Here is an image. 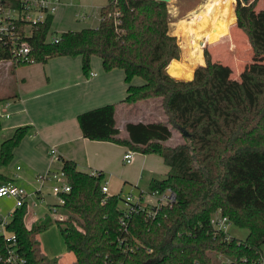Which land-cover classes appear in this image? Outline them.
Masks as SVG:
<instances>
[{"label": "trees", "instance_id": "obj_1", "mask_svg": "<svg viewBox=\"0 0 264 264\" xmlns=\"http://www.w3.org/2000/svg\"><path fill=\"white\" fill-rule=\"evenodd\" d=\"M216 2L189 22L182 60L202 63L199 41L206 36L203 42L213 47L229 40L238 28L246 35L251 53L235 74L230 65L212 60L207 49L204 64L194 68L191 79H176L168 73V64L180 58L181 49L170 32L169 8L163 1L107 0L99 10L98 24L78 30L50 31L51 17L32 27L28 40L34 62L80 55L87 73L90 57L97 55L104 70L124 71L127 89L123 102L160 97L166 115V121H128L124 133L116 124V104L77 115L85 138L159 154L169 169L163 179L151 180L149 189L160 192L169 188L175 198L169 204H138L124 212L118 204L120 195L101 191L102 172L94 175L78 169L73 160L62 159L61 171L70 191L63 194L64 204L56 207L61 217H55V222L66 250L74 253L72 264H261L264 8L255 10L253 4L237 0L234 12V0H218L214 13ZM12 58L9 47L0 41V61H14ZM135 76L143 82L133 84ZM29 129L19 126L0 142V168L10 163ZM174 129L185 141L168 145ZM6 180L9 178L0 171V182ZM52 205L56 204L49 209ZM218 209L230 224L247 229L245 239L226 238L223 231L212 227L210 219ZM26 213L25 200L6 224L17 237V251L26 264H58L57 257L40 252L36 239L47 228L49 216L28 228ZM6 253L0 233V257ZM0 264L7 263L0 260Z\"/></svg>", "mask_w": 264, "mask_h": 264}, {"label": "crops", "instance_id": "obj_2", "mask_svg": "<svg viewBox=\"0 0 264 264\" xmlns=\"http://www.w3.org/2000/svg\"><path fill=\"white\" fill-rule=\"evenodd\" d=\"M78 7L74 0H61V5L52 18L50 31L57 30L56 14H58L56 19L60 20V11L73 8L76 13ZM202 58V63L197 65L204 64L203 54ZM181 60L182 57L172 59L167 71L172 61ZM193 71L190 78L168 73L176 79L189 80L193 77ZM237 71L238 69L236 73ZM91 72L95 74L91 75ZM142 82L143 80L138 76L132 79L133 84ZM126 89L124 71L121 68L104 70L101 58L97 55L90 57L87 73L82 69L80 55L54 56L44 62L34 63L18 64L12 60L0 61V142L10 137L15 128L30 126L13 151L10 166L14 169L9 172L10 174L4 171L5 166L0 168V171L4 175L8 174L9 180L20 186L25 187L32 181L39 188L36 181L39 174L60 171L62 159H71L82 171L102 172L108 194L122 197L124 194L121 191L125 184H129L130 190L126 194H133L132 192L136 190L139 194L134 196L141 195V203L144 206L155 205L158 196L151 193L149 185L151 180H161L166 176L169 167L164 163L163 158L156 153L134 152L132 160L124 163L122 156L127 150L126 147L109 141L83 137L77 121L79 113L105 104H116V124L122 133L128 121L149 122L145 120L151 117L162 120V114L152 116V113L142 106L136 108L137 102L132 104L123 102ZM142 101L148 102L147 108L152 100L150 98ZM52 148L56 153L50 152ZM37 190L35 189L36 195L41 198V191ZM145 195L147 199L153 201L144 202ZM15 208L17 207L14 206L0 216L9 220ZM28 209L27 206L24 223L29 228L26 223ZM73 260L75 261V256Z\"/></svg>", "mask_w": 264, "mask_h": 264}, {"label": "rangeland", "instance_id": "obj_3", "mask_svg": "<svg viewBox=\"0 0 264 264\" xmlns=\"http://www.w3.org/2000/svg\"><path fill=\"white\" fill-rule=\"evenodd\" d=\"M63 1H68V0H63ZM74 2H76L77 5H79L77 10L85 11L91 14V16L86 20H79L76 18L73 8H67L66 10L60 11L59 14L60 20L56 19L58 14L55 15V23L58 26L57 30L59 31L78 30L85 26H91V27L96 26L99 22V10L102 6H104L107 3V0H74ZM217 2L214 4L215 6L214 13ZM240 2L242 4H250V3L253 4L255 10L264 8V0H248L246 3H243L242 0H240ZM206 3L207 0H171L170 2L167 3L171 17L170 32L177 37L181 49L180 57H183L182 44L185 43V39H183V37L180 36L179 34H176L178 28L177 23L180 21V19L188 20L187 22V28H188V24L192 20V17L198 11H200L201 8L203 9ZM236 3L237 0H234V12H235ZM214 13L212 15L211 20L213 19ZM232 45H235L234 50H231ZM200 49L202 54L204 52V49H207L212 60H219L221 63L230 65L233 68L234 74L236 73V70L237 69L239 70L245 62L249 61L250 59L249 53H251V51H249L250 45L248 43L246 35L242 33L238 28L236 32L231 34L230 39L227 40L226 42L220 43L213 47L204 43L202 46L200 45ZM151 100L152 101H150V104L147 108L146 105L148 102L145 101H140L143 103L137 102L135 107L138 108L142 106L143 109H147L149 112H151L152 116L162 114L163 118L161 121H166V116L164 115L161 98L154 97L151 98ZM153 118L151 117L149 119H146L145 121H159L158 118L156 117ZM173 132L174 133L172 138L166 142L168 145H175L177 143H182L183 141H185V139L177 129H174ZM3 169L7 173H9L11 170L14 169V167L10 166L9 163ZM5 176L10 178L8 174H5ZM51 185L52 184L50 182L45 184V186L42 188L40 192L41 198H39L36 195L35 189L37 190L38 188L36 183L31 181L25 187L21 185V187L26 191V193L29 194L26 197L27 206L29 208L28 209L29 213L26 216V223L28 224V226H31L35 221L43 219L45 216H49L50 222L48 223L47 228L36 234V239L38 240L40 246V252L43 255L47 256L48 258L57 257L59 259L58 264H72L74 262L73 260L74 254L66 250L59 227L55 222V216L52 214L51 210L49 209V206L51 204L56 203V197L52 193ZM129 190H130L129 184H125L123 191H121V193L124 194L125 196V194ZM134 191L132 192L133 195L139 194V192L137 191L134 192ZM146 197L147 196L145 195L144 202L150 203L153 201L152 199H147ZM118 204L120 208L125 207L124 201L122 199H119ZM14 206H15L14 199L0 198V214L6 213L9 209H12ZM227 232L239 239H245L248 233L247 229L237 226L235 224H229V226L227 227Z\"/></svg>", "mask_w": 264, "mask_h": 264}, {"label": "built area", "instance_id": "obj_4", "mask_svg": "<svg viewBox=\"0 0 264 264\" xmlns=\"http://www.w3.org/2000/svg\"><path fill=\"white\" fill-rule=\"evenodd\" d=\"M60 5L61 0H0V41L9 47L14 61L34 62V59L31 57L32 47L28 40V37L31 36V29L36 25L43 24L49 17H51L52 21ZM117 14H119L118 11H115V15ZM75 16L79 20H86L91 14L78 10ZM90 74L94 75L95 73L91 72ZM50 152L52 154L56 153L54 148ZM133 154V151L127 149L122 156V161L129 163L133 158ZM90 172L97 175V171L93 170ZM36 181L39 184L38 192L42 190L46 182H52L51 188L53 195L56 197V205H52L50 210L55 217L60 218L61 215L57 213L56 207L57 205L64 204L65 199L63 194L70 191V185L66 182L64 172L60 170L39 174L36 177ZM101 191L104 194H108L106 181H103ZM151 193L158 196L157 203L152 206L169 204L175 198L174 192L169 188L160 192L152 191ZM26 197V191L12 180L0 182V198L14 199L15 207L21 206ZM122 199L125 204L124 212L131 211L138 204L143 205L141 203V195L136 197L133 194H127ZM7 222L8 220L0 216V233L7 248L5 257H0V260H4L7 264H26L25 259L17 251L16 235L9 232L6 228ZM210 224L216 230L223 231L227 236L226 238L231 236L227 232V227L230 224L228 217L222 215L220 209L214 212L210 219ZM260 263L264 264V249L260 256Z\"/></svg>", "mask_w": 264, "mask_h": 264}, {"label": "bare ground", "instance_id": "obj_5", "mask_svg": "<svg viewBox=\"0 0 264 264\" xmlns=\"http://www.w3.org/2000/svg\"><path fill=\"white\" fill-rule=\"evenodd\" d=\"M215 0H207V3L205 4L204 8L200 11H198L194 16H198L199 14L202 13V11H204V9H206V7H208V5L213 2ZM192 17L195 18V17ZM187 22L188 20H183L180 19V21L177 23V32L176 34H179L180 36H183L184 38L187 37L188 35V28H187ZM208 25V24H207ZM206 25V26H207ZM206 38V36H205ZM205 38L202 41L205 40ZM190 50H193L192 47H190ZM197 64L190 62V61H185V60H181V61H172L171 64L168 67V72L172 75L175 76H180V77H184V78H190L192 76V71L195 68Z\"/></svg>", "mask_w": 264, "mask_h": 264}, {"label": "water", "instance_id": "obj_6", "mask_svg": "<svg viewBox=\"0 0 264 264\" xmlns=\"http://www.w3.org/2000/svg\"><path fill=\"white\" fill-rule=\"evenodd\" d=\"M157 1H163V2H167V3H168V2H170L171 0H157ZM247 1H248V0H242L243 3H246ZM199 42H200L201 45H203V43H204L203 41H202V42L199 41Z\"/></svg>", "mask_w": 264, "mask_h": 264}]
</instances>
